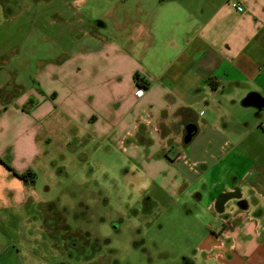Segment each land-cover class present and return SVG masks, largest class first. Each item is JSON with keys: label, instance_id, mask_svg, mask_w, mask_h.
<instances>
[{"label": "crops", "instance_id": "obj_1", "mask_svg": "<svg viewBox=\"0 0 264 264\" xmlns=\"http://www.w3.org/2000/svg\"><path fill=\"white\" fill-rule=\"evenodd\" d=\"M24 1L0 4V219L26 200L9 167L36 178L56 141L126 143L219 220L206 258L264 264V166L228 170L264 162V0Z\"/></svg>", "mask_w": 264, "mask_h": 264}, {"label": "rangeland", "instance_id": "obj_2", "mask_svg": "<svg viewBox=\"0 0 264 264\" xmlns=\"http://www.w3.org/2000/svg\"><path fill=\"white\" fill-rule=\"evenodd\" d=\"M12 2L25 4L0 0ZM130 150L87 143L69 152L56 141L50 166L26 184L25 202L2 205L0 264H221L199 250L219 220L195 216L196 200L162 187L145 172V159L127 158ZM230 166L242 174L264 162Z\"/></svg>", "mask_w": 264, "mask_h": 264}, {"label": "trees", "instance_id": "obj_3", "mask_svg": "<svg viewBox=\"0 0 264 264\" xmlns=\"http://www.w3.org/2000/svg\"><path fill=\"white\" fill-rule=\"evenodd\" d=\"M135 81H136L137 85L140 87H146L148 84L147 81L143 77H140L138 75H135ZM9 168L13 171V173L15 175H17L24 182H26L28 184H32L34 182L35 174L31 170L27 169L23 173H17L11 167H9Z\"/></svg>", "mask_w": 264, "mask_h": 264}, {"label": "built area", "instance_id": "obj_4", "mask_svg": "<svg viewBox=\"0 0 264 264\" xmlns=\"http://www.w3.org/2000/svg\"><path fill=\"white\" fill-rule=\"evenodd\" d=\"M235 8H236V10H238V11H241V10H242V7H241L240 5H235ZM142 93H143V89H142V87L137 88L135 94H136L137 96H140ZM220 245H221V243H220Z\"/></svg>", "mask_w": 264, "mask_h": 264}, {"label": "flooded vegetation", "instance_id": "obj_5", "mask_svg": "<svg viewBox=\"0 0 264 264\" xmlns=\"http://www.w3.org/2000/svg\"><path fill=\"white\" fill-rule=\"evenodd\" d=\"M186 264H187V262H186Z\"/></svg>", "mask_w": 264, "mask_h": 264}]
</instances>
